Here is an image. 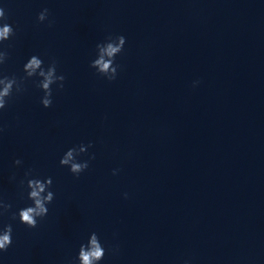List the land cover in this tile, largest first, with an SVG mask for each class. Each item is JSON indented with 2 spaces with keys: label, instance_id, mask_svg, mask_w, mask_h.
Here are the masks:
<instances>
[{
  "label": "clouds",
  "instance_id": "obj_1",
  "mask_svg": "<svg viewBox=\"0 0 264 264\" xmlns=\"http://www.w3.org/2000/svg\"><path fill=\"white\" fill-rule=\"evenodd\" d=\"M48 16V9H44L38 14V21L44 22ZM6 19L5 11L3 8H0V20ZM14 34V30L11 25L4 23L0 26V42L6 41ZM119 39V44L114 46L112 43L107 44V48L104 50L108 57H111V61H105L103 57L100 59H95L91 62L90 67L97 68L99 66V71H106L109 69V64H115V58L117 53H121L124 50V46L126 43V38L123 35L116 36ZM96 47H100V43L96 45ZM44 64V61L39 58L37 55H32L27 62L24 64L23 69H31L32 71L28 72V76L32 77L35 69L41 68V65ZM51 68H49L47 76L42 84L38 82L37 86L45 90L46 97H52V88L50 85L53 83V73L57 72V64L56 61L53 60L51 63ZM119 65L115 64L114 67L111 68L113 73L112 76L107 78L109 81L115 80L117 76ZM40 75H45L44 71L41 70ZM58 79L61 83L58 85V88L62 89L64 87V75H59ZM0 83H3L5 86L2 90H0V109H4L7 105L8 98H10L13 94V85L16 83V77H8L4 76L0 78ZM198 83V82H196ZM19 93V92H17ZM42 105L45 108H49L52 105V99L45 98L42 101ZM83 145V144H81ZM69 148L63 157L60 159L61 166L69 165V162L73 158V152L80 147ZM92 147L91 143H89L86 148ZM83 149H81V154L86 153ZM80 154V155H81ZM94 155L89 157V160L94 159ZM89 160L72 162L69 168L70 172L76 176H79L82 172H84L89 167ZM16 165L21 164V161L17 159L14 162ZM31 174V170L25 173V176H29ZM115 174V170L113 172ZM23 181L21 184L23 185ZM52 186V178L46 177L43 180L38 178L27 179V189H31L28 191V199L32 201V204L26 206L24 208L19 209L18 213H13L12 218L16 219L17 216L19 221L26 225L28 228H36L38 224V218L42 219L48 214V207L45 206L44 200L48 201L50 204L54 199V193L49 190L47 197L41 198L40 193L45 190V187L51 188ZM127 196V194H125ZM12 205L10 203H6L3 200H0V215L8 212L11 209ZM12 225L7 224L0 230V252H6L8 248L12 245ZM92 239L90 241V250H86L85 246L82 244L79 249L78 259L80 264H99L101 260H103L105 256V249L100 242L98 235L93 232L91 233Z\"/></svg>",
  "mask_w": 264,
  "mask_h": 264
}]
</instances>
